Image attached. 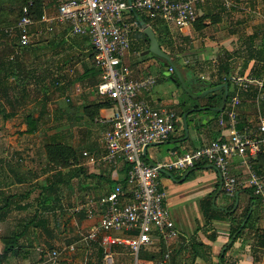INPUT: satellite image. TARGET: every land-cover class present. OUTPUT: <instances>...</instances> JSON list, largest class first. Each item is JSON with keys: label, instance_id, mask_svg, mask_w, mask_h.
Segmentation results:
<instances>
[{"label": "rangeland", "instance_id": "obj_1", "mask_svg": "<svg viewBox=\"0 0 264 264\" xmlns=\"http://www.w3.org/2000/svg\"><path fill=\"white\" fill-rule=\"evenodd\" d=\"M25 1L0 0L1 27L3 18L9 16L12 20L17 13V8L10 12L6 6L11 4L20 6ZM46 2L49 3V5L46 3L47 9L52 10L56 5H52L53 2L50 0H46ZM253 7L260 13L254 14L245 11ZM158 24L166 27L155 28L165 51L177 56L180 65L188 66L187 70L189 73L191 71L193 77L205 76L208 80L218 73V68L225 64H228V68L233 70L234 65L230 66L227 57L229 53L224 51V45L229 41L225 40L230 39V37L232 43L235 44V46L232 45V50L241 54V56L238 54V56L236 55L237 58H233L236 61L235 67L241 65L244 70L248 63H245L246 59L253 57L255 62L252 65V73L257 78L262 77L264 69V0H237V7L230 10L223 8L221 0H208L202 8V15L196 23V30L173 28L163 21H158ZM187 31H191L192 41L190 43L184 39V33ZM256 31L261 36L259 35V38L254 36V39L257 40L254 41L253 39L252 43L249 42L248 38L253 36L251 34ZM136 36L137 40L140 38L142 40L140 35ZM66 39L71 44L80 46L77 44L78 42H75L79 39L76 36L68 35ZM11 41V39L0 35V61H9L8 56L16 51L23 56H28L29 50L32 48L40 47L43 50L38 51L41 59L38 63L34 62L38 70H35L31 80H19L17 76L13 78L6 76L4 80L0 78V192L4 191L20 197L17 199V203L12 205L9 214L0 219V241L2 238L14 234L19 235L18 244L14 249L0 253V264H110V259L105 258V254L102 253V258H99L97 246L88 247L82 241V238L101 218L102 208L99 205V200L116 182L114 180L108 185L105 183V188L95 187L93 191L88 189L91 172L100 166L106 167V165L100 162L95 165L88 163L89 155L93 153L86 150L87 134L81 132L82 129L72 119L67 123H59L58 118L51 120L47 115L36 125V130L33 133H28L26 132L28 126L24 124V120L19 122V118L11 119L8 113L11 110L9 94H12V88L19 84L24 85L27 89L29 97L26 106L28 110L33 109L34 112L35 108L38 109L42 102V95L49 93L46 95L47 101L50 100V105L54 109H58L60 113L63 110L71 114L72 110L68 109V106L73 104L71 100L74 101L75 105L76 97L83 94L85 88L94 87L95 84L91 85L89 81L91 79L96 80V77L97 80L99 78L96 72L97 68L93 63L90 44L84 40L82 45L85 49H75L73 45H65L63 38L61 40L60 35H57L56 32L45 33L39 39H33L31 44L24 48H20L17 43L13 44ZM132 45L138 47L140 43L135 41ZM146 45L147 42H144L141 47ZM240 47L241 50L238 49ZM191 48L204 49L210 54L205 51L206 60L202 61L201 64L191 66V60L186 63L183 60L186 52ZM131 52L132 48L125 57L127 65L133 64L136 58L138 60L144 57L147 59L151 58L152 55L150 53L143 56L131 55ZM210 55L211 58H209ZM241 57H243L242 60H240ZM27 62L31 63L30 60ZM29 66L34 68L32 64ZM167 69L172 72L169 68ZM60 73L66 74L64 80L68 84L65 90L67 92L58 88L55 89L52 85L57 80V76H61ZM166 76H168L167 73L163 72V77L166 78ZM76 87L80 88L79 92H76ZM204 87L197 85L195 89H204ZM187 95L178 88L177 101L179 102L174 107V112L179 119H181L180 113L182 111L190 109L191 106L206 103L204 99L196 101L197 99H193L191 96L189 98ZM66 97L70 100L66 101ZM4 106L5 108H3ZM61 106H64L65 109H62ZM194 114L190 115L192 125L196 123L198 117L196 113ZM187 123L190 125L189 118ZM180 128L182 130V127ZM56 141L63 142L75 150L77 157L70 161V164L73 167L78 164L84 169L85 181L80 182L81 177L79 179L75 177L68 184H60L58 185L60 187L54 191L46 193L43 191L46 180L51 179V175L53 176L57 170L48 171L49 168L45 167L44 146ZM107 168L109 167L107 166ZM261 171L264 175V169ZM61 172L66 173L67 168H62ZM262 180L264 185V177ZM217 186L214 184L208 195L214 194ZM220 195L218 194V196ZM90 198L93 200L92 204L88 202ZM231 201L232 199L226 201L222 206L228 207L232 203ZM17 205L21 207H17ZM246 206L247 201L239 204L237 211L221 221L211 220L207 222L203 218L200 226L205 227V235L209 234L207 235L209 238L214 236L216 240L219 239L218 243L215 244L214 254L204 252L203 248L197 247H195L194 252H190L189 244L192 242H186L183 245L179 237L168 246L171 249L169 264H220L219 258L222 251L225 252L224 264H264V247L259 245L256 238V234L264 229L263 203L260 204L259 216L253 223L254 230H246L233 243V239L230 240L232 228L236 223L242 221V213ZM76 207H80V210L75 211ZM81 218L92 221L86 223L80 221ZM226 244L227 246H225ZM71 245L74 249L69 247ZM149 248L142 250L138 257L141 261H147L148 264H151V257L158 258L166 247L162 242L156 241L155 245ZM60 250L62 251L60 252ZM196 257H199L197 262ZM113 259L114 264H132L133 261L129 253L115 255Z\"/></svg>", "mask_w": 264, "mask_h": 264}, {"label": "built area", "instance_id": "obj_2", "mask_svg": "<svg viewBox=\"0 0 264 264\" xmlns=\"http://www.w3.org/2000/svg\"><path fill=\"white\" fill-rule=\"evenodd\" d=\"M208 0H60L55 11L43 12L38 20L30 14L29 6L14 26H0V35L12 39L18 36V46L28 47L33 39L52 33L66 26L70 35L84 37L90 44L93 63L99 71L95 94L105 97L116 106L109 119L97 122L107 124L103 132L105 151L100 156L89 155L88 163L98 162L111 168L127 163V189L120 184L99 201L102 215L82 238L89 246L100 237L111 245L126 248L133 256L132 264H148L139 261L142 250L154 246L156 241L165 245L161 257L154 264H169L171 242L179 237L177 227L165 204L166 193L159 187L160 170L182 173L206 162L213 166L222 181L226 195L233 197L239 186L252 188L264 202L262 178L251 167V159L264 149V116L257 124V135L238 130L237 109L242 94L253 90L254 102L264 103V69L261 78L235 77L232 90L217 123L226 131L222 141H213L193 151L184 152L171 161L149 164L143 158L144 149L168 140L175 132L179 120L176 113L165 107H153L141 92L155 85V78H131V69L125 63L134 33L141 28L133 16L139 13L150 23L163 21L173 28L189 29L202 15ZM225 10L237 7V0H221ZM9 61L13 56H9ZM171 71L172 69L169 68ZM241 156L248 169V178L240 183L229 169L230 159ZM130 194V196H126ZM76 207L75 211H79ZM115 234V235H113ZM74 249L73 246H69ZM66 249V248H63ZM62 249V250H63ZM60 250V252L62 251ZM59 252V253H60ZM110 258V253H105ZM110 263V262H109Z\"/></svg>", "mask_w": 264, "mask_h": 264}, {"label": "crops", "instance_id": "obj_3", "mask_svg": "<svg viewBox=\"0 0 264 264\" xmlns=\"http://www.w3.org/2000/svg\"><path fill=\"white\" fill-rule=\"evenodd\" d=\"M59 1L60 0L56 1L55 3L56 5L55 7H53L52 10L50 8L47 9L48 8L47 6L45 7L44 11L47 13L55 11ZM251 9L248 8L245 11H249L254 14L260 13V11H258L255 7ZM55 32L57 35H60L61 40L63 38V40L65 41L63 43H65V45L67 46L73 45V47L78 50H81V48H83L82 43H84V40L87 43H89L86 38L79 37V36H76L79 39L75 40V42H78L77 44H79L80 46H75L73 43L71 44L70 42H68L66 37L70 35V33L66 26H60L59 28H57ZM137 33H136L137 35H140L139 32ZM155 34L157 37V33ZM251 35L253 36L249 35L250 37L248 38V41L251 43H252V40L254 39V36L256 38H259L261 36L258 31L253 32ZM134 38L135 39L133 40L132 44L135 41L140 43V45L138 46L140 50L138 49V47L135 46L132 49L131 55L143 56L142 52L143 50H146L148 48V42L143 37H142V40L141 38L137 40V36L136 37L134 36ZM256 38L254 39V41L257 40ZM225 41H228V42L227 44L224 45V51H227L229 53V55L227 54V57L230 62V66L232 64L234 65L233 70L229 69L230 71L228 72V76L231 78V83H230V86L228 87V94H230L232 90L233 78L248 77L249 75L253 76L254 78H257V76L253 75L252 73V65L255 62V59L253 57H248L246 59L245 63L247 62L248 63L244 70H243V66L241 65H238L235 67L236 61L233 60V58L235 57L237 58L240 52H237V51L235 52L234 50H232V45L235 46V44L232 43L231 37L230 39L228 38ZM144 42H147V45L142 48L141 44H143ZM158 43L160 42L158 41ZM251 43H247V44H251ZM38 48L40 50H43V48H40V47ZM130 49H131V46H130ZM238 49L241 50V47ZM29 51L30 53L28 56L27 55L23 56L21 55L20 52H17V51L13 53L12 55H10V56H13V58L15 55H17L15 59H17L19 62L14 70L11 69L10 62H6V64L4 63L3 65V61L2 62L0 61V65H1L0 78L4 80V77H6L5 74L8 73L9 75L7 76H10L12 78L15 76H19L18 77L19 80L21 79L31 80L30 78L34 77L35 70H38V67L36 64H34V62L38 63V61L41 58L39 55L40 53H38V51H32L31 49ZM205 51L206 50L204 49L199 50V49L191 48L188 52H186V56H184L183 58L184 63L189 62L191 60L192 62L191 66H195L196 64H201L202 61L206 60L205 57H206L207 51L206 53ZM207 54H210V53H207ZM239 56H241V54ZM211 57L212 56L210 55L209 58ZM139 59L140 60L136 58L133 64L128 65L132 71L131 78L141 79L147 76H153L156 80L155 85L152 88H149L141 92V97L144 98L153 107H156V108L165 107V108L175 111L174 107L177 106L179 102L177 101L179 87L174 83L173 79L170 78L171 73L168 71L166 67L160 64V62L152 55H151V58L145 59L144 57L142 59L141 58ZM242 59L243 57H241L240 60ZM27 60H30L31 63H28ZM30 64H32L34 68L32 66L30 67L29 66ZM263 65H264V62H263ZM4 66H6V68H4ZM152 67L153 69L151 70ZM185 67L188 68V66H185ZM163 72L167 73L168 76H166V78L163 77ZM24 75L26 77H24ZM60 75L61 76L59 75L57 76V80H55L52 85H54L55 89L58 88V89L65 91L68 85L65 83V80H64V78L66 79V74L60 73ZM190 77H193L191 75V71L189 75H186L187 79ZM196 77L201 80H205L202 83L200 82L201 83L200 86H204L203 84L207 81H214V79L212 78H215V77H212L207 80L205 76H196ZM90 81H95L96 84L98 82L97 77H96V80L91 79ZM96 84L94 85L93 88L92 87L85 88V92L83 94H80V96L76 97L75 105H74V101L71 100L73 104L72 106H68V109L72 110L71 114L63 110L60 113L58 109H54L50 105V100L49 102L47 101L48 97H46V95H48L49 93H47L46 95L45 94L42 95L41 97L42 102L39 105L38 109L35 108L34 112H33V109L28 110L26 106V102L29 97V95L27 94V89L24 87V85L18 84L15 88H12L13 89L12 94H9V107L11 109L10 112H8L9 116L11 119L19 118L20 119L19 122L24 120V124H26V126L29 122H33L36 125L39 124V122H41L44 116L46 115L49 116L51 120H53L54 118H58L59 123L60 122L67 123L72 119L74 123L77 124L80 129H82L81 132H85L87 134L86 150L88 152L93 153L91 155L100 156L105 151L102 137H103L104 130L107 128V124H101L97 122V120L100 118H103V119L111 118L116 111V106L114 102H112L111 100L95 94L94 88ZM79 91H80V88L76 87V92H79ZM201 99L202 98L197 99L196 101L201 100ZM69 100L70 99L66 97V101H69ZM201 107L203 106L199 105L198 108H201ZM3 108H5V106ZM61 108L65 109L64 106H61ZM190 109H197V108H194L193 106H191ZM190 109H186L182 111L181 112L182 114L180 113L181 119L179 120L181 122V125L177 127L175 132L171 135V137L168 140L160 142V143L151 144L144 149V152H143L145 153L144 158L147 163L151 164V163H161L165 161H171L177 156L183 154L184 152L193 151L199 147H202L203 145H208L213 141H222L224 139V137L226 136V131L224 130V128H221L218 125L217 123L218 116L216 118H213V116H211L209 113L206 112L207 111L206 109L193 111L187 116L186 120H188L189 118L190 125L189 124L187 125V134H186V131L183 128V124H182V115L184 112ZM194 113H196L198 117L196 119V123L192 125L190 115ZM237 114H238V130L245 134H251L252 136H256L259 117L264 116V103L257 105L254 102L253 90L251 89L249 92L242 94L241 103L237 109ZM211 119L213 120L210 121ZM180 127H182V130ZM96 130H98V132H96ZM261 156H263V158H259L260 160H258L257 162L261 163L262 165L261 169H264V149H261L260 152L256 154L254 158L251 159L250 161L251 167H252L253 161ZM107 166L108 165H106V167L100 166L99 168H96L95 170H93L94 172H91L90 183L88 184V189L90 191H93L95 187L105 188V183H107V185L110 184L108 180L111 182H114V180H116L115 183L118 184L119 181H121L124 178L125 175H124V172L122 171L123 165L122 166L120 165L117 168H111L110 166H108L109 168H107ZM208 166H210V164L206 163L202 167H196L193 173H191L190 175L188 174L189 176L187 177V179H185L182 182L180 181V179L185 171L182 172L181 174L178 172H175L174 175L176 177L180 175V178L178 179H175V176L172 174L171 171L170 172L168 171V172L172 176L161 173L160 179H159V187L163 189L166 193L165 204L169 210L172 220L174 221L177 227V230L179 232V237L181 239V244L184 245L186 242H192V238L197 236L198 240H200L205 245L211 247V252L212 254H214L215 244L218 243L219 239L217 240L215 239V241H211L209 237L207 236L209 234L205 235L204 233L205 227L200 226L201 222L203 221V215L200 210V201L204 197H206L208 193H210V191L213 189L214 184L216 185L220 184V177H219L217 170L214 167H208ZM229 169H230L231 174L234 175L240 183H244L245 180L248 178V173H247L248 169L242 163L241 156L239 155H236L230 159ZM257 174L260 175L261 178L263 179L264 175L262 173H257ZM239 188L243 189V188H248V187L239 186L238 189ZM108 191L106 192V194L108 193ZM218 193L219 192H216L213 198V202H215L218 208L224 209V206L222 205H224L226 201L228 202V200H231L230 199L231 197L226 194L224 195L223 193L220 196H218ZM234 196H235V200H236V196L238 198L237 207L235 209H238L239 204H242L247 201V195L245 193L236 192ZM258 197L260 198V196ZM88 202L92 204L93 200L90 198ZM89 217H91L90 214H89ZM79 220L86 222V223L89 221H92L91 219L87 220L86 218H81ZM98 223L99 221H97V224ZM216 224H213V225H216ZM93 246H97V248L98 247L101 248L103 250V254L107 252L110 253V258H109L110 264H114L113 257L115 255H118V254L122 255L126 253L130 254V252L126 248H123L118 245H111L108 239L104 238V236L100 237L99 241L95 242L94 245H93V242L90 243L88 247H93ZM160 257L156 259L153 258V261L151 264H154V262ZM132 259H134L133 256H132ZM195 259L197 262L199 257H196ZM138 260L141 261L139 257H138Z\"/></svg>", "mask_w": 264, "mask_h": 264}, {"label": "trees", "instance_id": "obj_4", "mask_svg": "<svg viewBox=\"0 0 264 264\" xmlns=\"http://www.w3.org/2000/svg\"><path fill=\"white\" fill-rule=\"evenodd\" d=\"M56 1L57 0H50V2H53L52 5H54L56 3ZM29 3H31L30 6H29ZM46 3L49 5V3L46 2V0H26L20 6H18L17 4L16 5L11 4L10 6H6L10 12H13V9L17 8V13L12 20L10 19L9 16L3 18L1 20V24H2V26H14L18 22V20H19L18 18L21 17V10L25 6H29V10H30V14L32 15V18L34 20H38L41 17L45 7H47ZM18 8H19V10H18ZM136 15L140 16L145 22H147L151 26L153 31L155 30V33H157L155 28L165 27L163 25H159L158 22L150 23V21L147 19V17H145L144 15L139 14V13H135V15L133 16L134 21L136 19V17H135ZM198 19H197V21H198ZM197 21L189 29H191V30L195 29L196 30L195 27H197L196 26ZM157 24H158V26H157ZM139 32H140L139 33L140 36L145 38V40L148 42L145 34L141 31H139ZM136 33H134L135 37L137 35ZM191 38H192L191 37V31H187L184 33V39L187 41V43H190L192 41ZM157 39L159 41L158 36H157ZM11 40H12L11 42L13 44L17 43L18 42V36L15 35ZM159 45L165 51V48L160 43H159ZM135 46L136 45H132L131 48L133 49ZM31 50L32 51H40L39 48L38 49L33 48ZM165 52H167V51H165ZM167 53L170 54L171 56H173L174 61L177 65L178 69L180 70L181 74L183 75L184 80L188 84V89H189L191 94H199L201 91H203L206 88H211V87L217 86L219 84H223V83L227 84L228 87L230 86L231 78L228 76L229 68H228V64L227 65L225 64L223 67L218 68L217 74L213 75V77H215V78H212V79H214V81L205 82L206 84L205 83L203 84L205 86L204 89H195L197 85L200 86V84L202 82H204L205 80L198 79L196 76L190 77L187 79L185 77V75H189V71L187 70V68L185 66L183 67L182 65L179 64L177 56H175L171 52H167ZM16 57H17V55L14 56L12 61L11 60L10 61L1 60V62L2 61H4L5 63L10 62V67H11V69L14 70L16 68L17 64L19 63L18 60L15 59ZM156 59L160 62V60L158 58H156ZM163 66L170 68V66L168 64H164ZM96 72H97V74H99L98 69L96 70ZM170 73H171L170 78L173 79L174 83L182 90L183 93H186L182 89V87L180 86L174 72L172 71ZM7 75H9V74L8 73L5 74V76H7ZM17 75H19V74H17ZM17 77H19V76H17ZM24 77H26V76L24 75ZM215 79H216V81H215ZM89 83L91 85L96 84L95 81H89ZM222 94H223V89H220L218 91L209 93L202 98L206 101V103L202 104L201 106L206 107L207 108L206 112L209 113L211 116H213V118H216L219 115V113L211 110V108H217L221 105ZM186 95H187V93H186ZM188 97L191 98L190 96H188ZM228 98H229V94H228ZM193 107L198 108L199 105H195ZM181 114H180V117H181ZM212 120L213 119H211L210 121H212ZM180 125H181V122H180V120H178L175 124V127H178ZM187 125H188V123H187ZM27 126H28V128H27L26 132H28V133H33L36 130V124H34L33 122H29L27 124ZM44 150H45V155H46L45 167L49 168L48 171H51V170H57V171H56V173L53 174V176L51 175L52 180L51 179L46 180V185H45V188L43 189V191H45L46 193L52 192L56 188L60 187L58 185L63 184V183L68 184L71 181V179H73L75 177H77V179H79L81 177V179H79L80 182L84 181V179H85L84 178V169L81 168L78 164L75 165V167L71 166V164H70V161H73L77 157L75 150H73L71 146L65 145L62 142L56 141V142L45 144ZM143 158H144V156H143ZM259 158H263V156L258 157L256 160L253 161L252 168L257 173H262V171H261L262 165H261V163L257 162L258 160H260ZM205 164H206V162H202V163L197 164L194 168L190 169L189 175L191 173H193V171H194V169H196V167H202ZM121 166H122V171L124 172L125 176L121 181H119L118 184H120L122 186V188L124 190H126L127 189V175L126 174H127V170H128V165H127V163L123 162V164H121ZM62 168H67V172L62 173L61 172ZM172 174L174 175L175 172H172ZM90 177H91V175H90ZM187 177L185 179H187ZM178 178H180V175H178L177 177L175 176V179H178ZM19 181L21 182V180H19ZM108 182L111 183V181H109V180H108ZM116 184L117 183H114L112 185V187L109 189L108 193L114 189ZM218 187H219V184L216 187L214 194L217 192ZM237 192L245 193L248 196V199H247V206H246L244 212L242 213V217H243L242 221L240 223L238 222V224L236 223V225L232 228V232L230 233V240L233 239L232 243L239 236L243 235L246 230H250V231L254 230L253 223H254V221L257 220V218L259 216L260 204L263 203V205H264V202L262 200H260V198L253 193L252 188L251 189L250 188H243V189L239 188L237 190ZM222 193L224 195L226 194L223 187H221L218 194H222ZM214 194L207 195L206 197H204L200 201V210H201V213L203 215V218L207 222H209L211 220H216V221L224 220L227 216H231L234 213V211H237V209L234 210L235 196L230 198V199H232V201H231L232 203L228 207H224V209H220L216 206L215 202H213ZM0 195H1V197H0V219H1V218L6 217L9 214L12 205L16 204L17 199L20 197L15 196L13 194H9V193L4 192V191L0 192ZM126 196H130V194H126ZM261 201H262V203H261ZM17 207H21V206L17 205ZM256 238L259 241V245L264 247V229L259 234H256ZM209 239L211 241H214L215 237L211 236ZM18 240H19V235H16V234L2 238L0 241V251L1 252H7V251L14 249L18 244ZM94 244L95 243L93 242V245ZM192 244H189V247H190L189 250L190 251L194 252L195 247H197V248H203L204 252H211V247L205 245L200 240H198L197 236L192 238ZM225 246H227V244ZM97 249L99 252V258L101 259L103 250L99 247ZM224 254H225V252L222 251L220 258H219L220 264H224ZM195 255H197V254H195ZM151 258H152L151 260L153 261V257H151Z\"/></svg>", "mask_w": 264, "mask_h": 264}, {"label": "water", "instance_id": "obj_5", "mask_svg": "<svg viewBox=\"0 0 264 264\" xmlns=\"http://www.w3.org/2000/svg\"><path fill=\"white\" fill-rule=\"evenodd\" d=\"M136 17V21L138 23V25L141 28V31L145 34V36L147 37L148 40V48L146 50H144L142 52V54H152L153 56H155L156 58H158L160 60V64L164 65V64H168L170 66V68L172 69V71L174 72L180 86L182 87V89L189 95L191 96L193 99H200L203 98L204 96H206L209 93L218 91L220 89H223V94H222V99H221V105L217 108H211V110L215 111V112H222V110L225 107V104L227 102V98H228V85L223 83V84H219L217 86L211 87V88H207L203 91H201L199 94H191L189 89H188V84L187 82L184 80L183 75L181 74L180 70L178 69L173 56H171L170 54H168L167 52H165L159 45L157 37L155 32L153 31V29L151 28V26L145 22L140 16H135ZM199 79V78H198ZM207 108L205 107H201V108H197V109H190L186 112L183 113L182 115V124H183V128L186 131L187 134V116L192 113L193 111H198V110H205ZM145 154V153H144ZM153 166H155V163H151ZM208 167H213V166H208ZM161 173H164L166 175L172 176L168 171L166 170H160ZM190 170H187L183 173V175L181 176L180 181H184V179L188 176ZM222 187V181L220 179V184L218 187L217 192L220 191ZM237 201L238 198L236 196V200H235V204H234V209L237 207ZM1 253V251H0Z\"/></svg>", "mask_w": 264, "mask_h": 264}]
</instances>
